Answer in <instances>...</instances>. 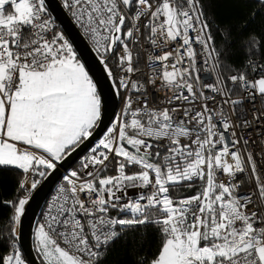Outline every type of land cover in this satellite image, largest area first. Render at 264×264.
<instances>
[{
  "label": "snow or ice",
  "instance_id": "6c2138e0",
  "mask_svg": "<svg viewBox=\"0 0 264 264\" xmlns=\"http://www.w3.org/2000/svg\"><path fill=\"white\" fill-rule=\"evenodd\" d=\"M63 4L115 94H124L123 107L80 168L63 177L36 227L41 264H103L117 240L137 230L146 236L149 227L158 249L137 264H264V156L258 163L244 139L253 121L264 120V111L249 120L245 109L246 101L264 103V65L247 61L260 70L255 79L221 71L228 31L217 46L201 0ZM250 43L253 56L264 55L255 35ZM137 47L147 52L148 72ZM101 115L97 84L56 31L46 0H0V169L22 171L19 187L30 193L40 180L28 188L27 177L56 170L94 138ZM182 189L195 194L174 195ZM28 203V196L4 201L13 214L0 264H26L17 228Z\"/></svg>",
  "mask_w": 264,
  "mask_h": 264
},
{
  "label": "trees",
  "instance_id": "16d2710c",
  "mask_svg": "<svg viewBox=\"0 0 264 264\" xmlns=\"http://www.w3.org/2000/svg\"><path fill=\"white\" fill-rule=\"evenodd\" d=\"M61 1L63 2V0ZM201 2L205 18H210V22L211 20L215 21L211 30L217 46L224 42L221 32L228 31L225 43L226 55L220 57L221 71L244 72L247 61L251 58H259L264 62V55L253 56L250 51L254 47L250 43L253 35L257 37L259 43L264 44V3L261 0H201ZM261 52H264V48L261 49ZM107 63L113 71V77L116 78L115 61L109 59ZM88 152L89 150L71 168L79 169L81 159ZM109 174H114V172ZM24 179L25 175L20 170L0 169V253L8 250L7 236L11 228L9 218L13 214L12 209L5 206L4 201L18 200L29 194L19 187ZM35 179H39L40 182L43 180L40 177H35ZM192 194H195V190L186 192L182 189L179 194L174 193V195ZM158 241L159 236L151 227L146 230V236L142 235L141 230L129 232L125 237L116 241L103 264H137V260L143 257L150 260L158 249ZM20 251L26 264H29L21 248Z\"/></svg>",
  "mask_w": 264,
  "mask_h": 264
},
{
  "label": "water",
  "instance_id": "95a60500",
  "mask_svg": "<svg viewBox=\"0 0 264 264\" xmlns=\"http://www.w3.org/2000/svg\"><path fill=\"white\" fill-rule=\"evenodd\" d=\"M46 4L48 11L54 16L68 37L80 61L85 64L93 82L97 84V91L101 97L102 115L101 127L97 130L94 138L66 156L63 161L58 162L57 169L49 170V175L43 178L37 188L28 194L29 203L25 206V215L22 217L21 225L17 228V235L19 236V246L29 264H41V259L35 251L34 232L49 193L62 176L63 171L71 168L110 126L117 112L120 99L115 94L111 79L107 76V72L100 62V57L86 36L73 22L63 2L61 0H46Z\"/></svg>",
  "mask_w": 264,
  "mask_h": 264
},
{
  "label": "built area",
  "instance_id": "2783aa9c",
  "mask_svg": "<svg viewBox=\"0 0 264 264\" xmlns=\"http://www.w3.org/2000/svg\"><path fill=\"white\" fill-rule=\"evenodd\" d=\"M68 12H69L73 22L77 25V27L84 34L83 29H81L79 27V25L76 23L71 11L68 10ZM51 18L55 21L56 31L63 32V30L60 28L57 20L54 18V16L52 14H51ZM64 35L66 36L65 33H64ZM85 36L88 39V41L91 43V45L93 46L90 38L87 35H85ZM66 38L68 39L67 36H66ZM145 47H147V45ZM194 47L196 48L198 57H200L201 53H202L201 47L200 46H196V45H194ZM137 51L141 52V63H140L141 68L144 70V72H148L149 69L146 67L147 52H144L139 47H137L136 49H134V54ZM251 60H252L253 63H255L257 65H264V62L261 59H259V58H251ZM199 66L201 67L202 79H204L205 82H208L209 80H211V74L210 73L204 74V68L206 66L203 65L202 59L200 60ZM244 72H246L249 75L250 79L258 78V76L261 74L259 68H257V71L255 73H253L251 67L248 66V64H246V68H245ZM121 74L122 73L117 68V70L115 72L117 80H118V78H119V76ZM133 78L134 79H144L143 75H137V76H135ZM123 95L124 94L121 93L120 96H119L120 99H119V105H118V109H117L116 114H118L120 112L121 108L123 107ZM153 95L155 97H157V98H161V97L164 96V92H156V93H153ZM245 109L247 111V119L252 120V116H253L254 111L257 112V114H259L260 112L264 111V103H261L259 100H257V102L253 105V104H249L246 101L245 102ZM116 114H115V116H116ZM252 123H253V127L244 131V139L249 141V151L253 152L254 157L257 159V162L259 163L261 156H264V120H262L260 122V124H257L255 121H253ZM249 133H251V135H249ZM253 141H255V143H253ZM72 170H75V169L69 168L68 170L63 171L62 176L60 177V179L58 180V182L56 183L54 188L49 193V195H48V197L46 199L44 208H43V210L41 212L38 224L43 223L44 215H45V213H46V211L48 209L49 204L51 203L52 199L57 195L59 187L62 186L65 183L64 180H63V177L65 175H67L68 173H70ZM27 178H30L32 180L35 177H32L31 175H29ZM247 187H251V186H245V188H247ZM242 190H244V189H242ZM136 192H137V190H129V195L130 196H134L136 194ZM113 215H115V213H113Z\"/></svg>",
  "mask_w": 264,
  "mask_h": 264
},
{
  "label": "rangeland",
  "instance_id": "374dc122",
  "mask_svg": "<svg viewBox=\"0 0 264 264\" xmlns=\"http://www.w3.org/2000/svg\"><path fill=\"white\" fill-rule=\"evenodd\" d=\"M77 58H79V57H77ZM31 181L32 180L30 178H27V185H26V187L30 188Z\"/></svg>",
  "mask_w": 264,
  "mask_h": 264
}]
</instances>
